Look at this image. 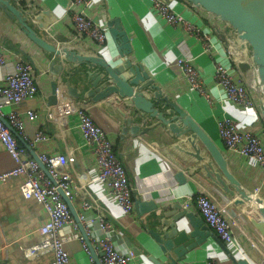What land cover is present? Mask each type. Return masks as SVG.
Listing matches in <instances>:
<instances>
[{"label":"crops","instance_id":"0c3cea01","mask_svg":"<svg viewBox=\"0 0 264 264\" xmlns=\"http://www.w3.org/2000/svg\"><path fill=\"white\" fill-rule=\"evenodd\" d=\"M161 1L203 30L209 31L215 44L212 57L227 61L222 52L226 51L225 42L236 37L233 27L185 0ZM9 3L19 10L21 17H25V22L36 36L52 45L67 44L81 53L97 54L107 61L113 58L119 61L130 58L133 63H141L149 78L153 79L164 95L185 110L219 147L227 160L228 172L238 182L228 185L233 191L230 195L206 177L202 170L195 169L198 158H207L209 153L190 134L178 135L163 124L141 131L142 127L154 123V120L138 122L140 131L131 133L126 122L132 116L131 108L117 94L92 101L88 97L73 100L62 92L58 95L56 104H48L50 80L53 76L51 69L53 64L57 66V55L38 46L23 32V25L18 18L11 17L7 9L0 6V46L7 58V65L0 67V78L12 69V62L21 58L31 63L37 86L34 100L24 101L16 106L19 110L31 107L39 113L36 121L25 120L23 135L17 134L19 142L23 143V136L30 138L36 130H42L48 139L31 149V154L74 153L76 162L69 170L76 188L72 189V199H67L75 212L81 210L84 200L96 205L99 212L114 224L116 248L123 252L128 248L134 250L135 256L128 264H155L149 259L151 256L164 260L159 245L147 232L149 228L159 229L157 219L159 215L162 216L158 213L159 209L139 216L134 205L131 214H124L116 201L94 181L97 167L76 127L77 117L73 110L79 105L86 109L91 119L112 141L113 150L126 169L134 201L154 200L159 205L177 202L181 206L182 198L189 194H206L218 204L231 222L235 245L228 248L230 252L250 264H263L264 218L255 210L250 200L254 196L257 201L264 203V171L254 159L233 155L224 148L217 121L220 117L227 116L250 130L264 129V121L259 106L245 109L225 100L222 89L212 77V57L203 50L201 43L194 36L185 33L180 26L167 24L154 12L150 0H93L86 8L91 17L105 25L109 19H120L132 45L131 52L125 53L123 57L119 45L110 36L107 25V41L102 47L89 41H74L76 45L70 41L72 22L68 16L69 0H9ZM32 13L35 17L29 16ZM57 36L66 39L62 41ZM248 50L247 61L250 63V47ZM180 56L190 58L201 75L208 96L200 94L188 83L175 64ZM65 64L70 69L75 68L72 62ZM69 76L74 83V74ZM241 76L247 87H251L253 93L258 95L250 71L247 70ZM134 123L137 124L136 121ZM12 165L13 161L0 142V171ZM179 172L183 174V181L177 178ZM222 178L227 180L224 176ZM22 180V176H14L8 182L0 183V264H47L52 257L51 252L28 258L21 250V247L42 240L37 230L46 220L43 206L36 199L24 198L21 194L19 185ZM162 209L168 210L170 206ZM193 213L202 218L199 212ZM204 224L207 225L205 222ZM207 227L209 235L206 240L188 252L184 262L234 264L223 248L226 246L214 230L208 225ZM94 228L95 235L100 236L98 227L95 225ZM66 231L69 236L64 245L69 252L70 263L90 264L87 253L76 237V234L81 233L80 229L67 228Z\"/></svg>","mask_w":264,"mask_h":264},{"label":"built area","instance_id":"2783aa9c","mask_svg":"<svg viewBox=\"0 0 264 264\" xmlns=\"http://www.w3.org/2000/svg\"><path fill=\"white\" fill-rule=\"evenodd\" d=\"M92 1L69 0L68 16L72 22L69 39L72 43L89 41L102 47L107 41V28L86 12ZM150 2L160 18L167 24L180 26L185 33L194 36L203 50L212 57L215 44L209 31L184 18L164 1ZM32 15L33 13L29 14ZM225 48L226 51L223 50L222 53L227 61L212 57L213 80L222 89L225 100L245 109L258 107L259 100H264V97L260 98L253 93L251 87H247L237 68V64L247 61L248 50L237 37L228 39ZM175 64L194 90L208 96L201 75L189 57L180 56ZM6 65L7 58L0 46V67ZM36 95L37 86L31 63L21 58L16 59L12 62V69L0 78V142L13 161L11 167L0 171V183L8 182L14 176H22L23 180L19 185L21 194L24 198L36 199L46 213L45 222L37 230L42 240L21 247V250L28 258L51 252L52 257L47 264H71L69 252L64 245L69 233L65 232L67 228L79 229L80 224L83 231L76 234V237L87 253L90 264H97L95 256L100 264H128L135 256L134 250L128 248L123 252L116 248L114 224L99 212V208L89 200H84L81 210L76 212V221L62 196L63 194L69 200L72 199V189L76 188L69 170L76 162L74 153H38L37 158H34L29 151L48 139L42 130H36L30 138L23 136V143L19 142L17 134L23 135L25 120L36 121L39 113L31 107L19 110L16 106L21 102L34 100ZM73 111L77 117L76 127L97 167L94 181L116 201L124 214H131L134 210L131 186L126 169L113 150L112 141L91 119L85 108L76 105ZM217 127L224 148L229 153L254 159L264 171V129H246L227 116L218 119ZM181 207L186 211L199 212L204 222L227 248L235 245L230 220L206 194L195 192L185 196ZM89 212L95 214L90 215ZM95 225L101 232L100 236L95 235Z\"/></svg>","mask_w":264,"mask_h":264},{"label":"water","instance_id":"95a60500","mask_svg":"<svg viewBox=\"0 0 264 264\" xmlns=\"http://www.w3.org/2000/svg\"><path fill=\"white\" fill-rule=\"evenodd\" d=\"M195 7L210 12L219 20L227 22L234 28L236 37L248 50L250 47V63L244 61L237 64L239 72L243 75L247 70L252 76L255 91L260 98L264 97V0H185ZM0 6L7 9L13 18L23 25V32L29 36L41 48L52 51L57 55V66H52L53 74L50 80V94L48 104H56L58 95L65 92L73 100L81 97L98 101L111 94H117L123 99L124 104L131 108L132 116L126 119L131 133L140 131L138 122H151L141 128L146 131L154 126L163 124L178 135L190 134L208 151L209 156L198 158L195 169L202 170L203 174L224 191L233 194L229 184H237V180L227 170V160L219 147L204 133L195 120L180 108L149 78L141 63L134 62L130 58L105 60L102 56L85 54L77 51L72 46L62 44L55 46L36 36L25 22V17L17 8L9 3V0H0ZM110 36L119 45L120 54L130 53L132 45L129 35L121 25L118 17L106 22ZM60 40L66 38L57 36ZM249 54V50H248ZM248 59V58H247ZM65 62L73 63L75 68L66 67ZM78 69H77V68ZM56 70V72L54 71ZM74 74L75 82L70 81V74ZM260 114L264 121V100L260 99ZM130 111V112H131ZM132 121H136L135 124ZM134 123V124H132ZM37 158L35 153H32ZM43 167L42 164H40ZM191 170H189L190 172ZM224 176L227 180L222 178ZM179 181H183V174H177ZM235 187V186H234ZM69 210L77 221V215L67 197L63 194ZM255 210L264 218V203L257 201L253 196L250 200ZM134 205L139 216H145L159 209V229H148L147 232L157 242L164 260H158L154 256L149 257L155 264H187L184 262L188 252L202 244L209 231L202 218L193 212H188L177 203L159 205L154 200L135 199ZM170 206L163 210L162 207ZM82 232V227L79 224ZM228 257L234 264H250L244 259L236 258L228 248L223 247ZM95 261L100 264L95 256ZM184 262V263H183Z\"/></svg>","mask_w":264,"mask_h":264}]
</instances>
